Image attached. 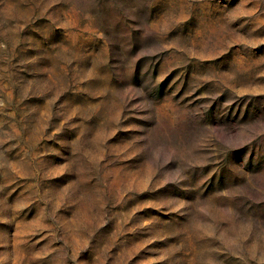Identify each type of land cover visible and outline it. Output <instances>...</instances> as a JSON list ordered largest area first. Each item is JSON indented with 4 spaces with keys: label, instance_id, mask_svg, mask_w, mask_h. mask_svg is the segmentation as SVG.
<instances>
[{
    "label": "rangeland",
    "instance_id": "rangeland-1",
    "mask_svg": "<svg viewBox=\"0 0 264 264\" xmlns=\"http://www.w3.org/2000/svg\"><path fill=\"white\" fill-rule=\"evenodd\" d=\"M0 264H264V0H0Z\"/></svg>",
    "mask_w": 264,
    "mask_h": 264
}]
</instances>
